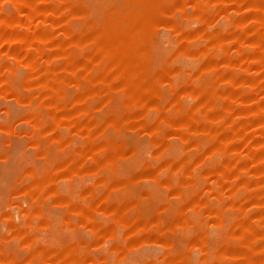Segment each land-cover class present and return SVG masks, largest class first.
Masks as SVG:
<instances>
[{
	"label": "rangeland",
	"instance_id": "rangeland-1",
	"mask_svg": "<svg viewBox=\"0 0 264 264\" xmlns=\"http://www.w3.org/2000/svg\"><path fill=\"white\" fill-rule=\"evenodd\" d=\"M0 264H264V0H0Z\"/></svg>",
	"mask_w": 264,
	"mask_h": 264
}]
</instances>
